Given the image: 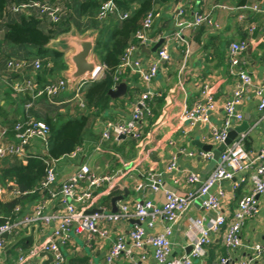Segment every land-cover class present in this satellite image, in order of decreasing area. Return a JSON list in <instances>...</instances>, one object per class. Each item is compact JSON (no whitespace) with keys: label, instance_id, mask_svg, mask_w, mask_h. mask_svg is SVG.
Instances as JSON below:
<instances>
[{"label":"crops","instance_id":"0c3cea01","mask_svg":"<svg viewBox=\"0 0 264 264\" xmlns=\"http://www.w3.org/2000/svg\"><path fill=\"white\" fill-rule=\"evenodd\" d=\"M249 1L246 0V3L250 4L251 1ZM254 1L260 3L264 8V0ZM240 2L238 0H220L219 2L216 0H171L165 6L160 7L158 9L159 16L149 31L150 42L135 50L130 57L129 65L124 67V71L130 79L133 76H138L139 80L134 83L125 78L124 81L128 85L127 94L121 98L112 99L110 108L103 117L91 123L77 156L75 158L63 157L57 161V177L54 187L58 189L82 165H88L97 176L118 177L122 173L123 179L116 182V185H120L121 189L111 191L106 184L96 189V199L91 203L90 209L86 211L87 214H91L88 213L89 211L112 212V198L124 195L123 187L128 188L129 195L117 203L118 209L122 204H132L141 200H152L161 207L165 201L164 189L181 195L195 191L197 186L191 185L187 181V175L195 172L202 178H206L213 170L210 169L211 161H206L199 156L201 152L206 151L200 148L197 142L211 145L213 151L219 149L221 144L213 140L208 125L197 124L192 127L188 123H182L179 117L183 107H193L200 99L203 84L208 82L212 85L216 101V110L211 117L212 124L216 127L223 125L226 118L225 104L233 96L238 82L237 76L231 73L228 61L229 46L233 42L248 41L250 46L240 58V67L252 74L256 84L264 78V13L240 8L243 7ZM218 5H230L238 9L227 11L218 9ZM10 7H8V13L0 16V70L3 73V79L0 82V133L4 130L8 131L5 141H15V136L12 135L13 127L24 118L39 120L57 113L65 116L78 115L84 110L81 103L85 97V91H77L79 83H70L62 95L51 101L40 99L31 108H26L25 96L14 90L15 82L22 80V75L9 70L8 63L11 60H24L26 63L25 74L37 79V74L42 67L36 70L34 63L38 60L43 62V60L34 57L31 47H17L4 41L6 23L16 21L19 17V14L12 12ZM180 10L184 11L181 18L185 21L193 20L198 12H211L216 25L185 30L183 35L185 42L177 41L174 36L178 31L175 17ZM248 12L253 13L252 21L248 19ZM114 17L120 19L118 16ZM96 20L98 23L108 21H100L98 15ZM44 22L46 27L47 22ZM251 26L255 27L254 31L250 30ZM78 35L80 37L93 35L95 39L97 37V34H93L91 31L86 32L85 35ZM61 36L52 40L49 47L64 53L67 70L52 78H47L46 83L63 78L68 79V74L73 71L69 58L72 50L64 49ZM160 39H164L162 46L168 48L171 60L160 64L158 75L151 83V89L158 94L156 98L161 97L162 105L160 100L156 101V98L151 102L150 107L151 110H154V114L150 119L148 117L144 119L142 136L139 140L126 137L100 144L101 133L106 121L128 122L131 119L133 105L146 89L140 76L135 72V62H141L142 66L146 68L155 62L162 46L156 52L149 51ZM187 50H189L188 55L186 54ZM93 57L97 59L99 65L102 64L95 53ZM130 90L133 91L131 97L129 96ZM258 106L257 97L253 93L246 94L238 107L243 119L233 120L229 128V133L238 135L237 139L242 134H247L245 148L251 155H255L264 147V113L259 110ZM242 128L246 130L243 132ZM213 151H211L212 154ZM29 153L33 155L46 154L47 148L40 141L34 140L29 147ZM192 153L194 156L190 155ZM173 156L177 157V169L168 171L167 167ZM150 174L161 176L163 186L159 191L149 188L139 190L140 184H148ZM239 181L238 178L232 181L225 180L211 190L212 193H216L218 190L225 192L221 205L222 212L229 222L232 220L238 201L248 194L251 188L250 183L242 185ZM86 186L87 182L83 181L80 184V189L83 190ZM45 194L36 200L25 202L21 206V216L31 215L38 206H43L46 214L65 211L63 200L60 197L52 198L46 190ZM107 198H109L108 201ZM199 199L192 202L186 214L173 226L172 252L169 261L181 260L189 256L191 252V245L187 237L190 217H205L209 221L217 216V212L209 211L203 207V198ZM0 201L9 202L11 198L6 194L0 198ZM259 202L261 213L248 219L242 230V247L234 251L225 248L224 228L221 232L212 235V243L207 246L205 256L195 264H211L221 255L229 256L233 261L250 258L252 255L250 247L255 243H264V195L259 197ZM76 208L81 210L80 204L76 203ZM135 220L126 219L110 224L100 222L99 225L109 231L107 238L96 236L90 240L86 234L78 235L72 229L64 243H60L67 262L72 258L88 257L90 264H107L106 255L111 245L118 236H128L136 224ZM166 225L163 219H158L154 228H149L147 225L144 227L148 235H154L162 233ZM54 229V223L36 222L26 227H20L12 234L6 235L5 247L0 249V264H18L20 259L26 256L31 249L45 241ZM30 242V247L25 248ZM127 242L130 245L131 253L123 255L119 264H132L142 254V251L131 245L128 238ZM17 244L19 246L12 250ZM143 252L147 257L143 264H157L153 247L146 246ZM46 260L47 257L39 255L21 264H43ZM255 264L260 263L256 262Z\"/></svg>","mask_w":264,"mask_h":264},{"label":"built area","instance_id":"2783aa9c","mask_svg":"<svg viewBox=\"0 0 264 264\" xmlns=\"http://www.w3.org/2000/svg\"><path fill=\"white\" fill-rule=\"evenodd\" d=\"M250 1V4L246 3L245 6L240 8L264 13V8H262L260 3L254 0ZM217 8L227 11L238 9L230 5H218ZM10 10L17 14L36 11L37 14L45 17L49 23H59L61 21L62 11L58 6L51 7L39 1L13 4ZM183 14L184 11L180 10L175 17L178 31L174 36L177 41L185 42L183 36L185 30L197 29L206 25H216L211 12H198L191 21L182 20L181 15ZM114 16L125 19L128 14L120 13L115 1L108 0L101 5L98 19L106 21ZM158 16L159 12L155 11H151L148 14L143 28L136 34V43L131 44L122 57V68L129 65L130 57L135 50L146 46L150 42L149 31ZM216 27L219 28V26ZM250 30L254 31L255 27L251 26ZM249 46L248 41L245 40L233 42L229 46L228 61L231 66V73L237 76L238 82L233 96L225 104L226 118L223 125L216 127L212 124L211 117L216 110V101L213 96L212 85L208 82L202 86L199 101L193 107L184 106L179 117L182 123H188L192 127L197 124L208 125L213 140L219 144H223L227 139L232 121L243 119L238 107L246 94L253 93L257 97L259 100L258 108L264 113V78L260 83L256 84L252 74L240 67V58L247 52ZM188 53L189 50H187L186 54L188 55ZM170 60L168 48L162 46L158 52L157 59L149 67L142 66L139 61L135 62V72L140 76L146 89L134 103L132 117L128 122L112 120L105 122L100 144L119 140L123 136L135 140L141 138L144 119L151 115L150 103L158 95L151 89V83L158 75L160 64ZM25 66L24 60H11L8 63L9 70L22 75V80L15 82L14 90L23 96L29 95L31 97V101L26 104L27 109L31 108L40 99L51 101L62 95L70 84L69 79L63 78L46 85H40L35 77L25 74ZM34 67L39 70L42 67V62L36 61ZM103 71L104 67L101 64L92 75L78 82L77 91H83L87 83L101 79ZM2 79L3 73L0 70V82ZM81 105L84 108L83 101ZM7 132V130H4L0 133V160L7 157H15L25 163L33 155L29 153V147L34 140L40 141L47 148L49 127L43 121L32 118L18 121L13 127L15 141H5ZM246 137L247 134L244 133L231 146L226 147L220 154L215 168L206 178H202L200 174L195 172L187 175V181L191 185L197 186L195 191L181 195L172 190L164 189L165 201L161 207L157 206L152 200H141L132 204H122L115 213L106 211H95L92 214L86 213L90 209L91 203L96 199L95 190L101 188L104 184L110 186L116 178L115 176H97L88 165H82L57 189L54 186L57 177L56 163L58 160L44 159L48 169L47 175L41 184L42 188L52 198L60 197L63 200L65 211L63 213L46 214L44 213V207L38 206L31 215L22 217L20 214L22 207L18 206L15 211L16 218L14 220L8 218L6 223L0 226V249L5 247V236L12 234L20 227H26L36 222H43L44 224L54 223L55 229L53 233L40 245L31 249L26 256H23L18 264L26 262L28 259H33L42 252L51 253L54 264H67V258L60 247V243H64L72 229L78 235L86 234L90 240H93L96 236L107 238L109 231L102 228L99 225L100 222L103 221L110 224L126 219H136L139 223L133 226L128 236H118L111 245L106 255L107 264H119L123 255H130L131 249L127 238L134 248L142 251L140 257L134 260L132 264H143L147 260L143 252L146 246L154 248V258L157 264H195L196 261L201 260L205 256L207 246L212 243V235L221 232L224 228L223 241L225 248L229 251L237 250L243 245L241 235L247 220L261 213L259 197L264 195V147L255 155H251L245 148ZM79 151L80 148H77L73 153L65 157L75 158ZM190 155L194 156V153ZM199 156L206 161H211L213 158L211 152H201ZM176 169L177 157L173 156L167 170L173 171ZM122 176L124 175L122 174ZM237 178L242 185L250 183L251 188L249 193L238 201L232 220L229 222L226 215L222 212L221 205L225 192L218 190L216 193H212L211 190L222 181H232ZM83 181L87 182V186L82 190L80 189V184ZM162 182L161 176L150 174L148 184H140L138 189L149 188L153 191H159L163 186ZM6 194L13 200L29 193L25 192L23 194L17 189L14 182H10L7 185L0 182V198H3ZM198 198H203V207L209 211L217 212V216L209 221L205 217H190L188 219L189 231L187 237L192 250L189 256L181 260L169 261V256L172 252L171 237L173 235V226L186 214L192 202ZM76 203L80 204L81 210L76 208ZM158 219H163L166 222L167 225L164 231L159 234L148 235L144 225L154 228ZM250 249L252 252L250 258L233 261L229 256L221 255L211 264H255L256 262L264 264V243H255Z\"/></svg>","mask_w":264,"mask_h":264},{"label":"trees","instance_id":"16d2710c","mask_svg":"<svg viewBox=\"0 0 264 264\" xmlns=\"http://www.w3.org/2000/svg\"><path fill=\"white\" fill-rule=\"evenodd\" d=\"M34 1L44 3L46 0H0V16L8 13V7L13 4ZM48 1L52 4L64 3L67 16L59 23H49L45 17L35 11L19 14L18 20L6 23L4 41L13 46L33 49L34 57L43 60L42 68L37 74V81L40 85H46L48 84L46 83L47 78H52L67 70L64 53L57 49H51L49 47L51 41L63 34L76 32L85 35L86 32L91 31L93 34H97L95 54L104 67L103 77L84 86V110L78 115L65 116L57 113L39 119L49 127L46 154L32 155L25 163L15 157L0 160V182L4 185L14 182L17 189L23 194L29 193L9 202L0 201V226L5 224L8 218L13 220L16 218L15 211L18 206H22L27 201L36 200L45 194L41 184L47 175L48 166L44 159L59 160L73 153L85 141L91 123L102 118L110 108L112 98L109 96V92L125 78L134 83L139 80L138 76H133L130 79L126 74L124 68L121 67L122 57L126 49L136 43V34L143 28L148 14L151 11L158 12L160 7L165 6L171 0H114L120 13H127L128 16L125 19L112 17L106 23H98L96 16L101 5L108 0ZM240 1L238 0V2ZM248 14V19L252 21L253 13L248 12ZM44 21L47 22L46 27ZM132 92V90L129 91L130 97ZM157 100H160L162 105L161 97L156 98ZM30 101L31 97L26 95L24 97L25 104ZM153 114L154 110L152 109L148 119ZM30 245L31 242L25 248ZM17 246L19 244L12 250ZM68 263L90 264L88 257L72 258L68 260Z\"/></svg>","mask_w":264,"mask_h":264},{"label":"water","instance_id":"95a60500","mask_svg":"<svg viewBox=\"0 0 264 264\" xmlns=\"http://www.w3.org/2000/svg\"><path fill=\"white\" fill-rule=\"evenodd\" d=\"M241 6L246 5V0H242L240 2ZM61 43L64 49L72 50V54L70 55V62L73 66V71L68 74V79L71 84H76L80 80L92 75L99 66V63L95 57H93L95 53L96 39L93 35H88L86 37H80L77 33L71 32L61 36ZM164 43V39H160V41L155 45V47L149 52H156ZM128 92V85L125 81L117 84L114 89L109 92V96L112 99H118L125 96ZM246 129L242 128L244 132ZM238 136V135H237ZM235 133H229L227 139L223 144L220 145L219 149L212 150L211 145L203 144L201 142H197V145L202 148L206 152L213 151V158L211 160L210 169H214L217 161L219 159L220 154L232 145V143L238 138ZM126 136L121 137V139H125ZM122 173L118 175L109 186V190L116 191L117 189H121L120 185H116V182L120 179H123ZM124 195L117 196L112 198V212L115 213L118 211L117 203L123 201L129 195V190L127 187H123ZM201 200V199H199ZM95 211H89L88 213H94ZM134 223L138 224L139 221L135 220ZM192 250V247H190ZM41 257H47V260L43 264H53V256L51 253L42 252L39 254Z\"/></svg>","mask_w":264,"mask_h":264},{"label":"rangeland","instance_id":"374dc122","mask_svg":"<svg viewBox=\"0 0 264 264\" xmlns=\"http://www.w3.org/2000/svg\"><path fill=\"white\" fill-rule=\"evenodd\" d=\"M45 4H47V5H49V6H51V7H54V6H58L60 9H61V20L62 19H64V17H66L67 16V9H66V6H65V4L64 3H58V4H52V3H50L48 0H46L45 2H44ZM36 12V11H35ZM15 14H17V13H15ZM48 21V20H47Z\"/></svg>","mask_w":264,"mask_h":264}]
</instances>
